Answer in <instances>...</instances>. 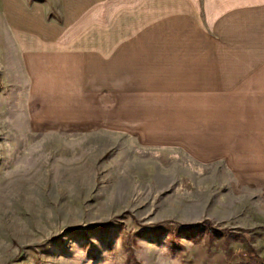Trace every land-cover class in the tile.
Instances as JSON below:
<instances>
[{"label": "rangeland", "instance_id": "rangeland-1", "mask_svg": "<svg viewBox=\"0 0 264 264\" xmlns=\"http://www.w3.org/2000/svg\"><path fill=\"white\" fill-rule=\"evenodd\" d=\"M42 5L60 22L58 0ZM0 0V264H264V203L218 163L41 122ZM11 25V26H10Z\"/></svg>", "mask_w": 264, "mask_h": 264}, {"label": "crops", "instance_id": "crops-1", "mask_svg": "<svg viewBox=\"0 0 264 264\" xmlns=\"http://www.w3.org/2000/svg\"><path fill=\"white\" fill-rule=\"evenodd\" d=\"M21 1L41 122L218 163L264 203V0Z\"/></svg>", "mask_w": 264, "mask_h": 264}]
</instances>
